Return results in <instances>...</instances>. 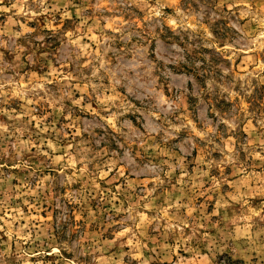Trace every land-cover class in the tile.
<instances>
[{
	"label": "rangeland",
	"instance_id": "obj_1",
	"mask_svg": "<svg viewBox=\"0 0 264 264\" xmlns=\"http://www.w3.org/2000/svg\"><path fill=\"white\" fill-rule=\"evenodd\" d=\"M0 264H264V0H0Z\"/></svg>",
	"mask_w": 264,
	"mask_h": 264
}]
</instances>
